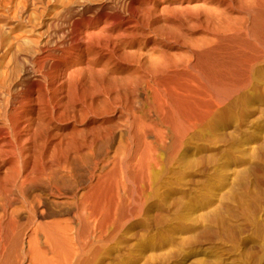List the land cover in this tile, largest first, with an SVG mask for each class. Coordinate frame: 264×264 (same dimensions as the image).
Segmentation results:
<instances>
[{"label": "bare ground", "instance_id": "1", "mask_svg": "<svg viewBox=\"0 0 264 264\" xmlns=\"http://www.w3.org/2000/svg\"><path fill=\"white\" fill-rule=\"evenodd\" d=\"M26 34L0 30V264H94L161 219L264 85V0H69Z\"/></svg>", "mask_w": 264, "mask_h": 264}, {"label": "rangeland", "instance_id": "2", "mask_svg": "<svg viewBox=\"0 0 264 264\" xmlns=\"http://www.w3.org/2000/svg\"><path fill=\"white\" fill-rule=\"evenodd\" d=\"M68 1L2 0V37L37 30ZM261 89L257 109L242 111L231 134L216 137L207 155L182 169L176 199L165 198L161 219L153 215L123 233L94 264H264V85ZM159 223L160 239L154 236Z\"/></svg>", "mask_w": 264, "mask_h": 264}]
</instances>
